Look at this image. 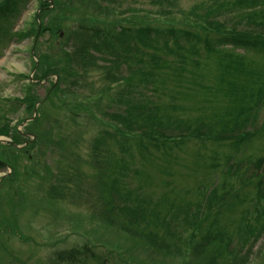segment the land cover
Wrapping results in <instances>:
<instances>
[{
	"label": "trees",
	"instance_id": "trees-1",
	"mask_svg": "<svg viewBox=\"0 0 264 264\" xmlns=\"http://www.w3.org/2000/svg\"><path fill=\"white\" fill-rule=\"evenodd\" d=\"M30 1L0 0V22L1 20H17ZM148 1L151 5L158 7L166 3L169 8L159 7L155 13L159 17L154 21L152 18L151 21H145L147 17L140 16L142 21L131 24L130 18H121L126 9L121 7L117 0H39V16L34 21L36 29L24 36L34 33L38 38L48 34L49 41L60 40V31L64 30V26L62 21H58L59 18L66 16V19H70L75 13L79 17H72L76 19L73 21L75 27L66 32L67 42L62 45V40L57 42L58 48L49 43L48 53L39 55L34 65L35 74L40 75L39 80L35 78L38 83L48 76L56 77V83L48 89L47 97L39 101L27 94L16 102L24 106V110L32 113V116L44 109L42 103L52 102L51 105L56 103L58 108L66 106L69 119L79 123L81 121L76 110L88 108L90 112L91 105L95 114H100V117L96 118L93 115L89 118L90 121L113 130L112 133L100 132L99 137L94 140L102 142L109 140L111 145L119 147L122 142L130 144L131 140L139 141L143 152L141 155L148 154L149 148L156 151L160 148L166 150L167 141H172L173 138H181L180 141L184 138L194 139L202 145L210 142L212 145L217 144L219 149L229 148L234 153L241 150L243 146L249 145L254 139L264 138V117L261 122H258L256 115H251L258 106H260L258 109L263 108L264 84L259 86L257 92H253L257 78L254 75L246 77V67L243 63L245 59H248L247 54H251L254 58L264 56V0H210L187 12H180L183 21L175 24L171 23L172 21L167 23L161 20L170 19L171 16L167 17L166 14H169L170 10H176L177 5H173L169 0ZM74 2L77 3L74 4ZM130 10L139 12L138 9ZM47 12L54 13L52 21L46 20L49 16ZM1 27L0 24V29ZM34 48L38 50L37 42H34ZM187 65L194 69L206 66L207 74L204 77H210L216 81L213 85L217 89L216 95H220L221 100L217 99L215 103L219 101L224 103L217 107L219 109L223 107L222 113L216 112V114L225 119L224 127L215 126L214 129H208L202 118L193 117L197 112H190V124L193 128L183 129L184 133H182L183 131L176 132L175 128H171L178 125V129H181V122L178 119L167 116L166 120H162L158 116L161 110L156 105L155 98L150 97L153 93L156 94V86L161 82L162 74L173 66V71L166 74H171L176 83H173L172 89L165 95L175 102L184 93L179 92L183 87L180 73L185 71ZM122 68L126 71L125 77L120 74ZM95 71H100L103 75L102 79L109 84L117 83L118 85L124 81L127 90L118 91L110 100L106 95L107 89H102L95 98L92 96L94 92L84 87L83 89L90 92L89 95L82 97L85 102L71 105L67 100L72 96L71 94L75 96V93L70 90L71 86L79 88L82 85L80 80ZM192 76L202 77L195 72ZM204 89L207 92L210 91L206 86ZM143 91L153 93L144 94ZM185 94L186 97L189 96V93ZM38 102L39 105H37ZM121 105L125 106L123 113L117 112L107 116L106 111L109 107L115 108ZM172 106L176 107V105ZM193 109L191 108L190 111ZM1 111L5 112L3 109ZM105 116L108 117L106 120ZM83 120L86 123L90 122L85 118ZM41 123L37 115L28 122L23 132H18L15 126H10V122L0 123V136L10 140L6 144L0 143V169L9 167L11 170L9 174L1 178L2 180L0 179V186L4 185L3 182L11 185L19 181L21 175L17 171V162L25 153L27 160L32 162L30 158L34 155L31 151L39 146L40 142L43 145L41 148L46 149L49 145L61 149L64 143H67L64 138L58 140L50 138L49 130L37 131ZM21 143H24L25 147L24 150L18 151L19 157L9 158L7 150L16 149ZM97 149L93 148V155ZM199 155L200 159L204 160L200 153ZM72 156L76 155L69 153L63 157L64 159H60L61 163L64 164L65 158ZM216 156L217 153L211 151V155L206 159L214 162ZM227 156L224 158L226 163H236V154ZM246 161L254 166L247 167V170L264 165V157H259L254 162L249 159ZM239 163L241 164L240 161ZM41 165L43 167H40V171L44 168V179L39 178L37 181L44 186V190L51 187L50 196H47L48 200L45 202H61L60 199L71 198L69 194L67 196L64 193L69 190L66 186L50 185V176L56 177L57 183L67 184L73 182L75 175L59 171L52 174L47 164ZM88 165L94 169V163L92 165V162H88ZM215 165L218 167L217 164ZM217 167L213 164L207 166L210 170H216ZM124 173L125 167H117L110 181L106 172L101 173V182L99 178L96 179V191L98 198H101V207L95 211V215L89 217V225L84 227L83 232L84 235L86 233L87 238L86 242L82 240L84 242L82 248L85 251L75 252L83 253V257L87 259L86 261L92 262L91 264H110L114 260L127 263L124 254L128 255L133 264H165L162 261L153 260L144 262L141 258H137L133 251L139 247L162 253V256L169 255L175 258L178 264H219L215 262V258L223 259V256L227 257L229 262L227 264H243L244 259L236 255L237 251L240 252L247 245H254L260 236L264 235V202L260 203L259 200L255 202L258 205L253 208L256 214L250 222V219H246L244 235L240 231L231 230L230 227L220 226L217 218L207 222L210 214H219V208L229 203L228 193L226 191L220 193L222 184L214 186L203 201L195 205L193 213L189 209L183 211V208H179L178 213H175V210L168 213L169 210H167L168 214L160 217L155 209L147 211L146 206L141 204L144 203L143 201L132 202L127 190L123 191L120 188L121 179L126 177ZM223 173L231 174L227 172V168ZM255 176L259 178L257 186L264 189V174ZM66 177H69V180ZM75 192L79 193L78 187ZM6 197L9 211L7 215H1L0 209V237H4L7 243L17 238L20 243L29 242L30 244L31 241H28L18 229V218L26 210L25 192L19 185L16 187L13 185ZM44 199L46 200V196ZM0 206L2 207L1 203ZM202 210H206L205 216L201 214ZM180 214H183V225H188L190 228L186 232H177L176 227H170L177 222L176 217ZM166 216L170 218V221L165 219ZM188 219H191V222L188 223ZM134 224L138 227L144 225V229L133 231ZM150 228L151 231H147ZM102 229L105 232L116 233L123 242L110 243L108 235H106L107 238L101 232ZM159 231H163L162 237H159ZM234 240L237 244L232 249ZM85 244H89V247L86 248ZM96 249L98 253L95 252ZM206 252H209L210 256H206ZM66 259L69 264H78L83 261L74 259L72 255L67 258L56 256L52 263L45 261L35 263L36 261L32 262L28 257L25 261L19 260V257L0 240V264H4L2 261L10 264H62Z\"/></svg>",
	"mask_w": 264,
	"mask_h": 264
},
{
	"label": "rangeland",
	"instance_id": "rangeland-1",
	"mask_svg": "<svg viewBox=\"0 0 264 264\" xmlns=\"http://www.w3.org/2000/svg\"><path fill=\"white\" fill-rule=\"evenodd\" d=\"M135 1L134 3L132 0H117L118 4L126 9L124 16L121 18H130L131 24L136 21H142L140 16L147 17L145 21H151V18L154 21V19L159 17L155 14L159 7L169 8L166 3L158 7L151 5L148 0ZM169 1L173 5H177L175 7L176 10H170L171 12L166 14L167 17L171 16L170 19L161 21H166L167 23L172 21L171 23L175 24L178 21H183L180 12H187L199 5L206 4L210 0ZM76 3L74 2V4ZM39 8V0H31L25 5V9L17 20H1L0 22L2 25L0 29V37H2L0 40V110H5V112H0V123L10 122V126H15L18 132L24 131L28 122L33 120V116L32 113L26 112L24 106H21L16 101L23 99L27 94L34 96L36 100H44L49 94L48 89L56 83V77L54 76H48L45 80L38 83L40 75L35 74L34 65L37 63L39 55L48 53L49 43H52L57 48V42L62 40L61 45L65 44L67 42L66 32L68 29L71 30L75 27L73 21H76V19H72V17H79L75 13L70 19H66V16L59 18L58 21H62L64 26V30L60 31V40L51 42L48 34H43L38 38H36L34 33L30 36H24L36 29L34 21H36V18L38 19ZM130 9H138L139 12L135 13ZM47 13L49 16L46 20L52 21L55 11L54 13ZM64 21L67 22L65 23ZM8 35L9 37H7ZM34 42H37L38 50L34 48ZM247 55L248 57L246 58L248 59L243 61L246 67V77L254 75L257 78V83L252 89L253 92H257L259 86L264 84V56L254 58L251 54ZM205 68L206 66H201L198 69H194L187 65L185 71L180 73L183 87L182 91L179 92L184 93L175 102L165 95L172 89L173 83H176L173 81L171 74H166L173 71V66L162 74L161 82L156 86V94L150 91H143L144 94L153 93L150 98H155L156 105L161 110L158 116L162 120H166L167 116H173V118L181 122V129H178V125L171 127L172 129L175 128L176 132L183 131L182 133H184V130L193 128L190 124V112H197L193 117L199 116L202 118L208 129H214L215 126L222 128L225 125V119L216 114V112L222 113L223 107L220 109L217 107L224 103L223 101L215 103L217 99L221 100V96L216 95L217 89L213 85L216 81L210 77H204L207 74ZM120 70L121 76L125 77L127 75L126 71L123 68ZM193 72L202 77L194 78L192 76ZM116 75H118V72H116ZM102 77L103 75L100 71H95L82 78L80 80L82 85L79 88L71 86L70 90L75 93V96L71 94L72 96L67 100L71 105L84 103L85 101H83L82 97L90 94V92L86 91L87 89H83L84 87H87L88 90L91 89L94 92L92 96L95 98L98 93L102 92V89H107L106 95H108L110 100L116 96L118 91L127 90L124 81L118 85L117 83L109 84ZM204 86L208 87L210 91H205ZM185 93H189V96L186 97ZM57 94L59 95V93ZM205 102H210L211 104ZM43 104L44 109L36 114V116L39 115L42 121L37 131L49 130L50 138L52 137L55 140L64 138L67 143H64L61 150L52 145H49L48 149L41 148L43 145L40 142L39 146L31 151L34 155L33 158H30V160H33L32 162L27 160L26 153L17 162V171L21 175L19 181L11 185L3 182L2 184L5 186H0L1 215L8 214L9 207L6 202L8 200L6 195L10 191L11 186L15 185L16 187L19 185L25 192L24 207H26V210L18 218V229L31 243H20L17 238L7 243L4 237H0L1 243L4 242L7 248L19 257V260L25 261L26 257H28L32 262L36 261L35 263L43 261L52 263L56 256L67 258L72 255L76 260H83L78 264H91L92 262L86 261L87 259L83 257V253L76 254L75 252H83L82 245H84L87 238L86 233L84 235L83 232L84 227L89 225V217L95 215V211L101 207V198H98L96 191V179L98 180L99 178L101 182L100 175L106 172L110 181L117 167H125L124 174L126 177L121 179L120 188L123 191L127 190L131 201L134 203L138 200L143 201L144 203L141 204L144 207L146 206L147 211L155 209L156 212H159L160 217H164L173 210L178 213L179 208H183V211L189 209L193 213L195 205L201 203L214 186L222 184L220 193L221 191L228 193L227 201L229 203L223 204L219 208V214H210L207 222L217 218V222L219 220V224H221L220 226L230 227L231 230L240 231V233L245 235L246 219H250V222L256 214L253 211L255 202L257 200L260 203L264 202L262 196L264 195V189L261 187L257 188L251 183L259 181V178L255 175H260V172L257 171L256 173V171H253L252 173L251 169L247 170V167H251L253 164L246 161L249 159L254 162L257 158L264 157V138L254 139L249 145L243 146L241 150H238L237 153L230 151L229 148L219 149L217 144L212 145L210 142L202 145L198 140L194 139L188 140V138H184V140L180 141L181 138H173L171 139L172 141H167L168 147L166 150L160 148L159 151H156V149L149 148L148 154L141 155L143 152L139 141L131 140L130 144L122 142L119 147L111 145L109 140L108 142L107 140L105 142L94 140L99 137L100 132L107 131L112 133L113 130L90 121L89 118L93 115L96 118L100 117V114H95L91 105L89 106L90 112H88V108L86 110H76L81 121L79 123L75 120V122H72L69 119L66 106L58 108L56 103L51 105L52 102ZM37 105H39V102ZM172 105H176L177 108H173ZM262 106L263 108L260 109H258L260 107L258 106L251 114L253 116L256 115L258 122H261L264 117V103ZM124 107L123 105L115 108L111 106L106 111V114L109 116L117 112L123 113ZM191 108L194 109L190 111ZM205 108L208 110H204ZM107 116H105V120L108 118ZM84 118L90 122L86 123L83 120ZM171 122L173 121L171 120ZM122 129L125 128L122 127ZM9 141L6 137H0V143L2 144L9 143ZM21 141L24 140L21 139ZM24 147L25 144L21 143L17 145L16 149L7 150L9 158L12 156L13 158L19 157L18 151L24 150ZM94 147L97 150L93 155L92 150ZM211 151L217 153L216 161L214 162L206 159L211 155ZM69 153L76 156L66 157L64 164L61 163L60 159H64L63 157ZM199 153L204 157V160L200 159ZM231 154L237 155L235 164L225 162L224 158ZM88 162H92V165L93 163L95 164L93 166L94 169L88 165ZM7 164L10 165L9 163ZM41 164H47L52 174H56L59 171L68 175H75L73 182H68L67 184L57 183V178L50 176V185L53 187L66 186L69 190L64 191V193L67 196L69 194L71 198L60 199L61 202H45L48 200L47 196H50L51 187L44 190V186L37 181L39 178L44 179V168L40 171V167H43ZM209 164L217 167L216 170L208 169L207 166ZM225 168H227V172H231L230 175L223 173ZM260 169L264 171V165ZM10 172L9 167L1 168L0 179ZM68 178L66 177V179ZM77 187L79 188V193L75 192ZM44 196H46V200ZM167 210H169L168 213H166ZM201 214L205 216L206 210H202ZM182 218L183 214L177 215V222L170 227H176L177 232L188 231L190 228H188V225H183L184 221H182ZM165 219L170 221L168 216ZM189 222H191V219H188ZM138 229L143 230L144 225L138 227L134 224L132 226L133 231ZM147 231H151V228ZM101 232L105 236L108 235L109 238L106 237L110 239V243L123 242L116 233L105 232L103 229ZM162 234L163 231L158 232L159 237H162ZM93 238H95V235H93ZM236 244L234 240L231 248L233 249ZM85 245L86 248L89 247V244ZM143 248L139 247L133 253L144 262L153 260L162 261L165 264H178L175 258L169 255L162 256V253ZM95 252L98 253V249ZM205 255L210 256L209 252H206ZM236 255L244 259L243 264H263L264 235L262 234L254 245H247L240 252L237 251ZM86 256L88 257L87 253ZM124 256L128 261L127 263L114 260L110 264H130V262L133 264L127 254H124ZM68 262V259H66L62 264H69ZM215 262L219 264L229 263L226 256H223V259L215 258ZM2 263L10 264L4 261Z\"/></svg>",
	"mask_w": 264,
	"mask_h": 264
}]
</instances>
